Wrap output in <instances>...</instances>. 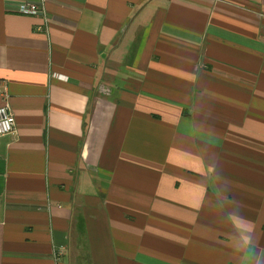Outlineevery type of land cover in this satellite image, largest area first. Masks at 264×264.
<instances>
[{
	"label": "crops",
	"instance_id": "obj_1",
	"mask_svg": "<svg viewBox=\"0 0 264 264\" xmlns=\"http://www.w3.org/2000/svg\"><path fill=\"white\" fill-rule=\"evenodd\" d=\"M0 80V264H264V0H0Z\"/></svg>",
	"mask_w": 264,
	"mask_h": 264
},
{
	"label": "built area",
	"instance_id": "obj_2",
	"mask_svg": "<svg viewBox=\"0 0 264 264\" xmlns=\"http://www.w3.org/2000/svg\"><path fill=\"white\" fill-rule=\"evenodd\" d=\"M17 12L24 15L38 16L45 15V9L42 4L29 1H18ZM0 97L3 104L0 105V137L6 134L14 133L16 129V120L9 102V89L7 82L0 80Z\"/></svg>",
	"mask_w": 264,
	"mask_h": 264
},
{
	"label": "rangeland",
	"instance_id": "obj_3",
	"mask_svg": "<svg viewBox=\"0 0 264 264\" xmlns=\"http://www.w3.org/2000/svg\"><path fill=\"white\" fill-rule=\"evenodd\" d=\"M81 262H82V261H81ZM81 262H80V263H81ZM84 264H86V262H85Z\"/></svg>",
	"mask_w": 264,
	"mask_h": 264
}]
</instances>
